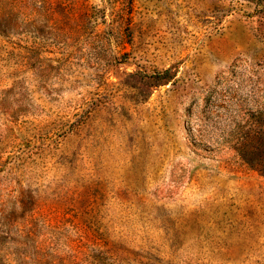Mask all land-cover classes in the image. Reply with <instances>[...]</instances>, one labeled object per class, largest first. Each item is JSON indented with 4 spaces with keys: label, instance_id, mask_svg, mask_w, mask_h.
Here are the masks:
<instances>
[{
    "label": "rangeland",
    "instance_id": "obj_1",
    "mask_svg": "<svg viewBox=\"0 0 264 264\" xmlns=\"http://www.w3.org/2000/svg\"><path fill=\"white\" fill-rule=\"evenodd\" d=\"M0 264H264V0H0Z\"/></svg>",
    "mask_w": 264,
    "mask_h": 264
}]
</instances>
